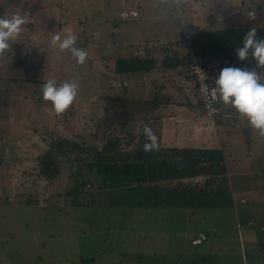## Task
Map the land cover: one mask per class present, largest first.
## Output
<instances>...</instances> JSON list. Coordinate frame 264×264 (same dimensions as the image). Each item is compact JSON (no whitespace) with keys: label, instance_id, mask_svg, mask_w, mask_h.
I'll use <instances>...</instances> for the list:
<instances>
[{"label":"rangeland","instance_id":"1","mask_svg":"<svg viewBox=\"0 0 264 264\" xmlns=\"http://www.w3.org/2000/svg\"><path fill=\"white\" fill-rule=\"evenodd\" d=\"M210 3L0 0V17L19 14L28 19L21 33L9 41V49L0 54V264H264V136L252 129L244 116L233 121L230 143L218 144L229 176L219 187L228 196L209 200L211 206L196 210L194 215L183 208H120L97 195L93 203L94 195L87 190L77 191L80 201L67 196L68 184L79 186L83 179L90 180L84 172L89 159L76 151L67 154L74 162L69 164L74 171L72 178L67 179L63 172L66 168L69 173L66 164L59 166L64 175L53 180L36 176L34 168L46 155L42 152L51 134L45 129L52 131V136L70 130L79 143L100 146L110 127L105 117H118L120 110L115 97L110 96L119 93L127 97L137 88L114 87L125 79L133 82L136 75L109 72L101 43L109 46L111 58L116 59L145 50L144 44L156 43L148 51L170 45L201 23L202 4L206 7ZM225 4L223 13L231 12L230 16L209 27L245 23L247 6L264 19V0ZM133 7L140 9V17L120 18L121 10ZM216 15L211 10L206 16ZM68 28L77 36L76 47L88 53L82 65L69 51L61 52L51 44L56 32ZM103 71L105 76L98 74ZM255 71L264 82V69ZM48 79L57 83L75 79L79 83L75 101L60 115L42 97L41 87ZM204 120L211 128L212 121ZM124 121L121 118V124ZM76 170L83 171L78 178ZM241 198L247 202L241 203ZM250 219L251 225L247 223ZM202 228L209 233V240L187 250L182 235Z\"/></svg>","mask_w":264,"mask_h":264},{"label":"trees","instance_id":"2","mask_svg":"<svg viewBox=\"0 0 264 264\" xmlns=\"http://www.w3.org/2000/svg\"><path fill=\"white\" fill-rule=\"evenodd\" d=\"M241 4H243V0H241ZM249 10L251 7L247 6L246 11ZM251 28L256 29L258 38L264 39V19L258 16L250 20L247 16V21L243 24H231L220 28L207 27L192 33L188 37L189 47L204 62H208L210 59H227L228 63L224 67L229 63H234L254 70L262 69L252 60L251 54L247 60H240L236 55V50L243 46L244 34ZM83 31L85 32V29L81 30V32ZM83 38L85 39L86 36ZM181 43L182 40L179 39L170 45H161L162 58L159 63L156 59L142 54L115 58L112 72L114 75L131 76L149 71L157 66L163 69L186 67L187 52L183 53L184 47ZM98 74L105 76L107 73L100 72ZM124 82L126 85L123 84ZM117 83L120 85L116 86ZM194 83L197 89V84L195 81ZM128 86L127 80L114 84L115 88L120 89L128 88ZM115 101H119L118 97H115ZM199 101L203 110L200 94ZM218 105L221 111L214 118H210L212 123H216L222 116L221 101L218 102ZM117 115L120 116L119 113ZM118 117L115 115L105 117L111 131L113 129V133L110 131L109 134L103 135L105 141L100 146L96 144L85 146V144L79 143L70 130H63V134L57 133L56 136H52L53 132L45 129V133L51 135L50 140L46 143L47 147L42 152L46 155L41 157L34 167L37 170L36 176L40 175L48 180H53L58 178L59 174L63 176V172H65L67 179L72 178L74 171L72 168L70 169L69 164L74 165V162L73 160L71 162L67 154H75L76 151L79 155L84 154L89 159L84 172L87 177H90V180L83 179L80 184L83 185L82 188L80 185L68 184L66 195L79 199V201L77 191L87 190L92 193V196L94 195L93 203H95L97 195L99 198H105L108 204L120 208H183L190 209L191 214L194 215L196 210L211 206L208 203L209 200L215 197L223 200L228 196L226 190L219 187L222 184L225 185L229 180L224 168L225 162L221 149L158 145L156 150L145 152L143 145L146 142L137 137L134 129L123 134L122 130L126 121L119 125L121 118ZM247 131L246 127L243 128L244 134H247ZM61 164H66L65 167L69 168L68 174L66 168L60 173L59 166ZM82 172L76 170L75 176L78 178ZM79 201L76 200L77 204H80ZM241 201L245 202V199ZM247 223L251 225L253 221L249 220ZM111 229L108 228L107 232H111ZM199 234L200 232L188 236L182 235L187 250H190L188 247L194 248L206 240L207 235L202 233L205 235V239L194 244L193 240Z\"/></svg>","mask_w":264,"mask_h":264},{"label":"crops","instance_id":"3","mask_svg":"<svg viewBox=\"0 0 264 264\" xmlns=\"http://www.w3.org/2000/svg\"><path fill=\"white\" fill-rule=\"evenodd\" d=\"M231 1L232 0H211V3L206 7H204V5L202 4V21L199 25L193 27L192 31L186 30V37L182 39L181 43L185 48H183L182 50L183 53L187 52L189 48L188 37L192 33L209 27V25L216 23L224 16H230L231 12L225 14L223 13V11H225L227 7L225 3H230ZM133 8L138 9V7ZM138 10L140 12V17L141 11L140 9ZM211 10H213V13L216 12L218 15H216V17H207L206 15L209 14ZM251 10L254 11V9L252 8ZM193 11L196 18H198V12L195 8H193ZM244 17L247 21L246 14ZM233 22H235V20ZM98 35L101 36L102 31H100ZM185 39L187 41L183 42ZM85 40L88 42L87 36ZM122 43L125 44L126 42ZM167 43L168 42H166V44ZM151 45H153L152 47H155L156 43H152L148 47H146L144 44L145 50L136 52L135 54H142L148 56L149 58H154L159 63L162 58V47L160 45L158 49L154 48L152 51H148V48ZM99 47L102 52L107 54L106 68H110L108 71L111 72V70L113 69L111 68V63H114L115 58H111L109 46H104L101 43ZM94 57H96V55H94ZM93 62H97V60L95 59ZM236 67H246L250 69V67L243 65H236ZM135 75L136 76L134 77L133 82L127 80L129 84L128 87H137L134 89L133 93L131 92L132 94L128 95L125 93L126 95H128L127 97H122V94L120 95L119 93L110 96L118 97L119 101H117V104L118 106H120V110L118 112L120 116L118 118H125L126 121L124 129L122 130V133L124 132L123 134L129 133V131H132L133 129L134 132H136L138 128L142 129L144 125H148L157 136V144L159 146H190L222 149L218 144L224 145L230 143L231 131H229V129L233 125V121L237 122L243 116L238 114L231 105L224 104L222 107L223 113L220 119H218L215 124H212V122L210 123L211 128L217 132V135H214L213 130L210 128V126L207 125V122L204 120L205 118L201 116L202 109L198 92L194 81L187 75L185 67L163 69L157 66L156 68H153L149 71L141 72L140 74ZM119 89L120 88H118L117 90ZM127 91L128 90H126V92ZM120 99H124L125 102L123 100L121 101ZM198 115L199 120L197 119ZM201 118L203 120L200 121ZM119 120L121 122V119ZM119 125H121V123ZM110 131L111 127H109V132ZM111 132L113 133V129ZM137 137L141 138V140H143L144 142H147L146 137L143 134ZM251 172L253 171L251 170ZM242 199L244 198L240 199L241 203L247 202V200H245V202H242ZM260 228H262V226H260ZM199 232L207 235L206 240H204L203 242L209 240L210 235H208L209 233L204 230V228L197 229L192 232L190 231L189 233H186V236L190 234H198Z\"/></svg>","mask_w":264,"mask_h":264},{"label":"clouds","instance_id":"4","mask_svg":"<svg viewBox=\"0 0 264 264\" xmlns=\"http://www.w3.org/2000/svg\"><path fill=\"white\" fill-rule=\"evenodd\" d=\"M255 19V16H250ZM28 23L27 17L12 14L10 17H0V54L10 47V40L15 39ZM77 36L68 28L56 32L51 37V44L58 47L61 52L69 51L72 59L79 65L86 62L88 53L76 47ZM242 47L236 50L240 60L249 59L264 69V39L256 36V29H249L242 38ZM260 74L254 69L246 67H224L215 79L216 88L214 98L225 105H231L238 114L247 118L248 124L255 129L260 136H264V82ZM79 89V83L75 79L64 80L57 83L54 79L46 80L41 87L42 97L51 103L54 112L60 115L67 111L75 101ZM143 134L146 143L143 145L145 152L158 148L157 136L153 130L144 125L136 130V135Z\"/></svg>","mask_w":264,"mask_h":264},{"label":"built area","instance_id":"5","mask_svg":"<svg viewBox=\"0 0 264 264\" xmlns=\"http://www.w3.org/2000/svg\"><path fill=\"white\" fill-rule=\"evenodd\" d=\"M247 16L249 19L250 16H255V18H257V14L253 10H249ZM137 17H139V11L136 8L120 12L121 19H133ZM186 55V73L197 84V89L203 105L202 116L208 119L214 118L221 111L218 105L220 100L214 98V90L216 88L215 79L218 78L220 70L228 63L227 59H210L208 62H204L191 47L187 50ZM123 84L126 85V82ZM119 85V83L116 84V86ZM204 239L205 235L200 233L193 240V243H200Z\"/></svg>","mask_w":264,"mask_h":264}]
</instances>
